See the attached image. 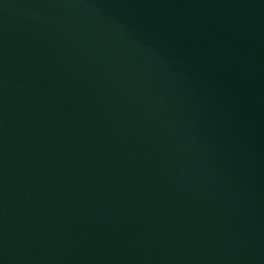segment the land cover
Returning <instances> with one entry per match:
<instances>
[{"label":"water","instance_id":"obj_1","mask_svg":"<svg viewBox=\"0 0 264 264\" xmlns=\"http://www.w3.org/2000/svg\"><path fill=\"white\" fill-rule=\"evenodd\" d=\"M0 264H264V0H0Z\"/></svg>","mask_w":264,"mask_h":264}]
</instances>
